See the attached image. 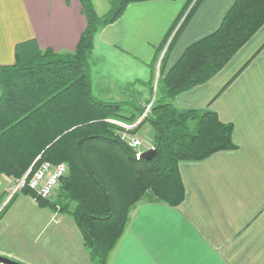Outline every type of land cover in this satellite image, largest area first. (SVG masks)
Instances as JSON below:
<instances>
[{
    "label": "crops",
    "instance_id": "0c3cea01",
    "mask_svg": "<svg viewBox=\"0 0 264 264\" xmlns=\"http://www.w3.org/2000/svg\"><path fill=\"white\" fill-rule=\"evenodd\" d=\"M188 1L131 3L99 29L91 57L98 99H125L132 83L146 98L155 68L162 64L167 73L190 45L220 27L235 2L203 0L169 48ZM86 26L80 0H0V66L14 64L17 44L28 40L42 50L73 52ZM174 101L181 108L210 109L233 124L236 148L180 162L184 201L170 206L152 197L140 200L107 264H264V25L220 72ZM145 125L154 131L144 122L138 134ZM153 147L154 140L142 150ZM11 179L0 177V198ZM14 201L20 208L15 212L27 201L29 211L36 205L25 194ZM70 212L51 223L55 215L38 209L34 220L21 218L11 228L3 218L0 254L16 253L13 258L25 264H93ZM32 224L33 237L27 234ZM10 237L13 251L1 243Z\"/></svg>",
    "mask_w": 264,
    "mask_h": 264
},
{
    "label": "trees",
    "instance_id": "16d2710c",
    "mask_svg": "<svg viewBox=\"0 0 264 264\" xmlns=\"http://www.w3.org/2000/svg\"><path fill=\"white\" fill-rule=\"evenodd\" d=\"M110 1L111 10L99 15L92 0H80L87 26L73 52L42 50L28 40L17 44L14 64L0 66V177L19 178L39 160L66 162L63 208L76 204L71 214L93 264L108 263L140 200L152 197L170 206L184 201L180 162L236 148L233 124L210 109L181 108L174 100L220 72L264 25V0H235L215 32L190 45L167 73L160 65L156 98L144 120L153 126L157 154L147 160L137 157L108 119L135 122L152 97L145 104L143 92L123 101L98 99L91 57L101 27L115 22L129 4L150 0ZM202 1H188L169 48ZM135 85L124 90L135 92ZM24 194L41 207L56 206L29 189Z\"/></svg>",
    "mask_w": 264,
    "mask_h": 264
},
{
    "label": "built area",
    "instance_id": "2783aa9c",
    "mask_svg": "<svg viewBox=\"0 0 264 264\" xmlns=\"http://www.w3.org/2000/svg\"><path fill=\"white\" fill-rule=\"evenodd\" d=\"M152 104L153 101L146 105L144 113L135 122L127 123L118 119H108L111 124L117 126V133L122 140L136 151L137 157H140L143 153L144 141L136 130L139 129L150 114ZM68 173L69 166L65 162L53 164L50 161L41 160L32 172L29 171L23 176L12 180L7 185L4 198L0 200V221L3 211L16 196L23 194L26 189H29L39 197L48 198L54 193L61 180Z\"/></svg>",
    "mask_w": 264,
    "mask_h": 264
},
{
    "label": "rangeland",
    "instance_id": "374dc122",
    "mask_svg": "<svg viewBox=\"0 0 264 264\" xmlns=\"http://www.w3.org/2000/svg\"><path fill=\"white\" fill-rule=\"evenodd\" d=\"M92 2H93V5L95 7V10L97 11V13L99 15H105V14H107L111 10V8H112V4H111V1L110 0H92ZM159 65L154 70V76H153V78L151 80V84L149 86L148 96L146 98L144 96L141 99L142 102H144V104H145V99H149V98L152 97L151 100L154 102V100L156 98V94H157V84H158V80H159V76H160V66ZM157 77H158V80H157ZM136 93H137L136 91L133 92L131 97L135 99L136 98ZM126 94H127V97H130V95H129L130 94V91L126 92ZM125 99H120V101H123ZM116 101H119V99L116 100ZM147 127H148V125L143 126L140 129V132H139V135L143 138V141H144V145L142 147L143 149L144 148H147L148 147V144L151 141H153L154 140V137H155V132L154 131H152V132L145 131ZM69 171H70V169H69ZM68 174H67V176H68ZM14 179H16V178H12L9 182H7V185L12 180H14ZM62 181H63V179L61 180V182L59 183V185L55 189L54 193L50 197L45 198V199H48V200L54 202L57 207L56 206L55 207H41V206H39V204L37 203V201L33 198V200L36 202V205L32 203L33 204L32 207L34 208L33 211H29L28 207H29V203L30 202L27 201V204L21 210H19L18 212H15L16 209H20V208L18 207L17 204L14 205L15 204V201L13 199V200L10 201V203L8 204V206L3 211V214H2V217H1V221H0V226L2 225V219L3 218H5V220L3 221V223H5L9 228L14 227V223L17 224L18 220H20L21 218L24 220L25 218L28 219V217H29L30 219L34 220L36 218V214L34 213V211H36L38 209L39 210L44 209L48 213V215H50V212L53 214V216L55 215V218L54 219L49 220L51 223H55V220H56V217L57 216H60V215H68L69 216V212L70 211L72 212L75 209V206L71 207L74 203L69 202V204L67 205V207H64L63 208V206H65L64 204H66V202L68 200H66L65 198H63L62 196H60V188H61ZM3 198H4V196L1 197L0 200H2ZM41 212H44V211H41ZM71 212H70V215H72ZM46 219L48 221L49 217H46ZM26 222H27V220H26ZM45 222H46V220H45ZM27 226H28V224H27ZM29 227H30V229H29V231H27V234L29 236H31V237L35 236L36 230H37V224L36 225H33L32 224ZM29 227H27V228H29ZM12 230H10V231L12 232ZM24 232H26V231H24ZM55 237H57V236H55ZM13 241H14V237L13 238L10 237V239H8L7 241H4L3 240L1 242L2 243V247H4L5 249L12 250L13 244H14ZM84 246H85V244H84ZM0 255L7 256L9 258L14 259L13 257L16 255V253L10 254L11 256H8L6 254H0Z\"/></svg>",
    "mask_w": 264,
    "mask_h": 264
},
{
    "label": "water",
    "instance_id": "95a60500",
    "mask_svg": "<svg viewBox=\"0 0 264 264\" xmlns=\"http://www.w3.org/2000/svg\"><path fill=\"white\" fill-rule=\"evenodd\" d=\"M156 154H157V149L150 148L144 151L140 157L143 159L151 160L155 157ZM0 264H25V263L9 258L7 256L0 255Z\"/></svg>",
    "mask_w": 264,
    "mask_h": 264
}]
</instances>
